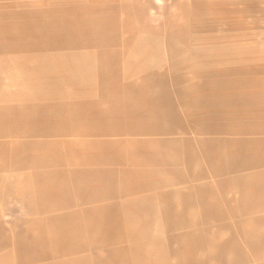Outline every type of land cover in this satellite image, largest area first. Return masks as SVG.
Returning a JSON list of instances; mask_svg holds the SVG:
<instances>
[{"label":"rangeland","instance_id":"1","mask_svg":"<svg viewBox=\"0 0 264 264\" xmlns=\"http://www.w3.org/2000/svg\"><path fill=\"white\" fill-rule=\"evenodd\" d=\"M0 264H264V0H0Z\"/></svg>","mask_w":264,"mask_h":264},{"label":"crops","instance_id":"2","mask_svg":"<svg viewBox=\"0 0 264 264\" xmlns=\"http://www.w3.org/2000/svg\"><path fill=\"white\" fill-rule=\"evenodd\" d=\"M86 250H90L89 248H85V249H81L80 251H86ZM116 251H119V250H111V251H108L109 255L115 253Z\"/></svg>","mask_w":264,"mask_h":264}]
</instances>
